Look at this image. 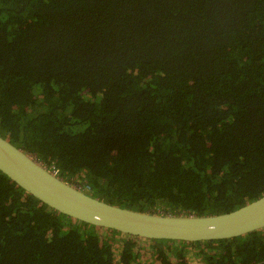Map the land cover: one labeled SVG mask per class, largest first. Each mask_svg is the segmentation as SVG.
Here are the masks:
<instances>
[{"label":"trees","instance_id":"trees-1","mask_svg":"<svg viewBox=\"0 0 264 264\" xmlns=\"http://www.w3.org/2000/svg\"><path fill=\"white\" fill-rule=\"evenodd\" d=\"M0 136L129 210L264 195V0H0ZM264 264V229L144 240L72 220L0 172V264ZM191 259V260H190Z\"/></svg>","mask_w":264,"mask_h":264},{"label":"water","instance_id":"water-1","mask_svg":"<svg viewBox=\"0 0 264 264\" xmlns=\"http://www.w3.org/2000/svg\"><path fill=\"white\" fill-rule=\"evenodd\" d=\"M0 172L42 205L99 229L144 240L184 243L233 239L264 229V195L232 212L170 216L121 208L64 182L30 155L0 136Z\"/></svg>","mask_w":264,"mask_h":264},{"label":"rangeland","instance_id":"rangeland-1","mask_svg":"<svg viewBox=\"0 0 264 264\" xmlns=\"http://www.w3.org/2000/svg\"><path fill=\"white\" fill-rule=\"evenodd\" d=\"M148 258V255H146V252L142 255V259L141 261L143 262V264H149V260H147ZM191 260V259H190ZM155 264H158V263H155Z\"/></svg>","mask_w":264,"mask_h":264},{"label":"built area","instance_id":"built-area-1","mask_svg":"<svg viewBox=\"0 0 264 264\" xmlns=\"http://www.w3.org/2000/svg\"><path fill=\"white\" fill-rule=\"evenodd\" d=\"M54 175H56L57 174V172L55 171V170H50Z\"/></svg>","mask_w":264,"mask_h":264}]
</instances>
